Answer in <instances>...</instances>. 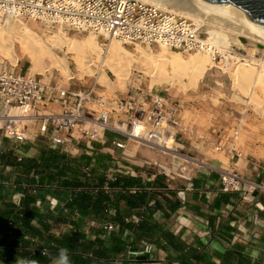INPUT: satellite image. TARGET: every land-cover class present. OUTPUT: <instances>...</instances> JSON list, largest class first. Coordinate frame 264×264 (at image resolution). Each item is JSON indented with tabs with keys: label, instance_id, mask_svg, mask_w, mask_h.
<instances>
[{
	"label": "crops",
	"instance_id": "crops-1",
	"mask_svg": "<svg viewBox=\"0 0 264 264\" xmlns=\"http://www.w3.org/2000/svg\"><path fill=\"white\" fill-rule=\"evenodd\" d=\"M178 110L180 123L173 151L155 149L145 142L129 144L126 149L117 148L112 142L114 133L105 131L103 138L94 142L95 150L91 156L82 150L75 156H69L62 150L48 146L46 152L39 139L37 143L28 141L24 144L25 158L18 162L13 153L4 151L8 140L0 130V209L8 205L14 206L15 211L36 208L40 214L45 215L47 229H42L37 218L33 219L32 225L41 229L44 236L52 234L61 237L71 230L78 229L87 238L98 236L105 239V246H110V233L106 234L99 224L105 220L101 218L106 215L100 217L91 208L87 213L80 210L82 216L76 218L67 203L70 198L83 193L90 195L95 201L101 193L106 205H116L119 210L124 211L127 203L120 194L125 192L120 187L113 186L114 181L107 178L113 163L118 162L117 178L129 177L137 180V185H141L140 188L145 190L148 199L147 218L152 227L155 224L159 226L157 236L160 241H144V245L153 244L154 250L136 256L133 260L124 261L117 257L109 262L101 261L99 264H264V191L246 195L231 193L224 191L220 182L221 171L235 169L245 179L264 184V164L260 165L261 163L248 157L253 155L245 152L234 155L227 149L219 150L216 143L210 141L218 142L214 137H210V118L204 124L201 122L203 116L198 110L192 107L180 110L179 105ZM187 111L191 113L190 117L186 116ZM37 136L40 135L34 128L30 141ZM140 143L147 144L151 149L142 148ZM51 150L64 154L71 163L74 162L71 170L58 173L53 165H48L47 168L39 166L38 170L24 167L23 162L28 160L41 163L44 156L48 158ZM180 151L191 152L197 162L192 163ZM2 155L15 159L16 164H7L1 159ZM263 159L258 158L261 162ZM151 163L154 166H151ZM86 164L93 166V177L87 179L83 173V166ZM42 177L46 184L40 187L36 194H32L33 202L25 203V196L12 185L15 184L14 179L19 178L21 181L39 185ZM66 180H77L80 185L64 187L62 183ZM190 183L193 184L192 190L188 189ZM134 187L136 186L131 188ZM54 199L58 200L55 207L52 206ZM156 202L160 203L162 209H156ZM139 209L140 207H134L131 213H136ZM48 213H51L52 217H48ZM59 213L65 216L60 218ZM55 221L62 224L58 225L56 232L52 231ZM73 221L78 222L77 226ZM161 231L173 235L177 243L176 248L168 244ZM112 232L119 233L118 230ZM2 233L8 238L6 246L16 242L14 233L10 235L6 228L0 227V235ZM129 235L131 238L136 236L133 231H130ZM36 239L33 242L28 240L31 243L29 246L48 253L47 238ZM225 253L229 254V258L225 257ZM193 254H200L202 258L196 259L192 257ZM56 259L57 257L53 256L47 264H56ZM17 263L29 264L21 255H17ZM0 264L7 263L0 260Z\"/></svg>",
	"mask_w": 264,
	"mask_h": 264
},
{
	"label": "built area",
	"instance_id": "built-area-1",
	"mask_svg": "<svg viewBox=\"0 0 264 264\" xmlns=\"http://www.w3.org/2000/svg\"><path fill=\"white\" fill-rule=\"evenodd\" d=\"M5 15L26 22L37 21L47 28L104 34L125 44L142 43L183 54L211 53L214 59L220 56L217 47L204 36L194 20L145 0H0V19ZM96 84L72 87L59 82L47 83L34 75L0 65V130L9 142L4 151L13 153L15 159L22 162L25 158L23 146L32 139L34 128L45 137L49 148L62 150L69 156L79 154L80 150L93 155L94 142L102 139L105 131L114 133L112 142L121 149L139 142L161 149L167 147L169 138L175 141L179 110L164 94L149 90L127 97L109 95L98 93ZM210 141L215 142L219 150L227 149L222 142ZM227 150L232 152L235 148L231 146ZM92 167V164L83 166L84 178L93 177ZM117 167L118 162L113 163L108 180L117 179ZM220 182L222 189L231 193L246 195L264 191L263 183L247 180L235 169L221 171ZM20 185L31 194L38 191V184L24 180ZM139 189L134 187L130 191ZM188 189H193L192 183ZM20 194L25 196V192ZM57 205L58 200H52V206ZM73 212L76 218L82 216L79 209ZM115 212L111 204H107L106 219L99 222L106 234L121 229L110 219ZM147 212L148 205H144L124 219L139 223ZM14 225L11 218L8 222L10 235ZM58 225L61 226V222L55 221L52 231L56 232ZM25 238L34 241L29 235ZM154 248L153 244L145 243L142 250H132L128 246L127 252L139 256Z\"/></svg>",
	"mask_w": 264,
	"mask_h": 264
},
{
	"label": "rangeland",
	"instance_id": "rangeland-1",
	"mask_svg": "<svg viewBox=\"0 0 264 264\" xmlns=\"http://www.w3.org/2000/svg\"><path fill=\"white\" fill-rule=\"evenodd\" d=\"M177 7L185 10V7L181 5H175L173 8ZM0 23L3 26L0 31V65L20 73L34 75L47 83L59 82L64 86L70 85L72 87H91L97 83L96 91L109 95L118 94L127 97L131 94L146 93L149 90L161 92L170 101L174 102L177 108L179 105L180 110L189 107L198 110L203 116L201 122L204 124L210 118L212 121L211 124L209 123L210 137L222 142L227 149L233 146L235 148L232 151L234 155L244 154L243 152H245L248 155L257 156V158L248 157L264 164V161L262 163L258 160V158H264V91L262 90L264 83H257L256 74H254L250 79L245 80L241 86H237L232 74L233 70L246 59L255 62L264 59V53L256 47L252 45L244 47L234 41L229 42L226 47L215 45L220 52V56L217 55L216 59L213 58V66L207 69L205 75L197 84H191L186 78L183 82L177 81L174 85H169L165 79L147 75L145 61L138 56L139 48H145L153 54L160 53L163 48L151 47L142 43L125 44L116 38L89 31L75 32L47 28L37 21L30 20L26 22L7 15L0 19ZM26 26L36 32L40 39L37 40L38 44L41 42L47 44L54 55V59L66 63L72 74L63 71L57 65H52L48 57L45 58L44 64L36 69L29 55L23 53L18 40L20 33L24 31ZM205 27H207V24L200 25L204 36L209 37L210 34ZM58 31L68 38L78 40H83L87 36H94L99 41L101 53L87 49L82 56L76 51L70 50L68 46L53 44L51 39ZM113 42L120 43L132 53L133 57L129 66L128 78L121 81L110 71L109 48ZM11 44L13 45L11 46ZM166 52L169 55L178 52L184 58H189L192 55L201 58H211L213 56L211 53L205 52L183 54L168 48ZM78 56L83 60L84 65L82 68L77 62ZM121 66L122 68L126 67L124 64ZM253 67H256L254 71L258 73L259 65L254 64ZM189 113L187 111L186 116L190 117ZM29 142L42 143L45 148L48 146L47 140L42 136H37ZM139 145L142 148L151 149L147 144L140 143ZM159 150L166 149L161 148ZM173 150H175L174 142L170 151ZM180 153L186 155L185 158L192 163L197 162L191 152L180 151ZM151 166L154 165L151 163Z\"/></svg>",
	"mask_w": 264,
	"mask_h": 264
},
{
	"label": "trees",
	"instance_id": "trees-1",
	"mask_svg": "<svg viewBox=\"0 0 264 264\" xmlns=\"http://www.w3.org/2000/svg\"><path fill=\"white\" fill-rule=\"evenodd\" d=\"M43 149L47 152V148L44 147ZM1 159L6 161L7 164H16V160L11 157L2 155ZM23 165L27 169L35 168L36 170H38L39 166L47 168L48 165H53L56 166L58 173H62L63 171L71 170L74 162L71 163V161L68 160L64 154L56 150H51L48 158H45L44 156L41 163H38L35 160H28L23 162ZM77 166L78 165H76V167ZM43 178L44 177H42L39 181V185L42 186L38 185V189H41L40 187H44L43 185L46 184ZM14 180L15 184L18 185L17 188L19 191L25 192L24 202H33L34 198L31 191L29 189L22 188L20 185L21 179L16 178ZM62 185H64V187L77 186L80 185V182L77 180H66L62 183ZM112 185L120 187L122 190H126L124 194L122 193L120 195L121 197H124L127 203V207L124 211L119 210L116 205H112V208H114L116 212L110 219L115 224L121 226V229L118 230L119 233H110L112 245L105 246V239L98 236H95L94 238H87L85 234L78 229H75L74 231L71 230L61 237H55L52 234L44 236L45 234L41 229L32 225L33 219L37 218L38 222L42 226V229L46 230L47 225L44 214H40L36 208H23L15 211L14 206L8 205L7 207L0 209V227L8 230V222L12 218L15 221L12 231L17 237V240L11 246H6L8 242L7 236L3 233L0 235V260L5 261L7 264H18L17 255H21L27 259L29 264H47L53 256L58 257L60 249H66L68 251L70 263L72 264H99L101 261L109 262L117 257L124 259V261L126 259L133 260L136 258V256L127 252L128 246H130L132 250H142L144 246L140 245H144L142 244L144 241L154 243L159 242L160 239L159 236H157V233L160 231L158 229L159 226L155 224V226L152 227L147 218L148 212L145 214L144 219L139 223L126 222L124 219L126 216H131L133 214L131 213V210L134 207H141L147 204V194L143 187L140 188L141 185H137V180L129 177H121L119 179L117 178ZM132 186L139 187L140 189L136 192H131L130 189ZM92 200L93 198L86 193H83L82 195L77 194L75 198L67 203V205L71 212L75 209H79L84 211V213H87L91 208H93V211H95L100 217L103 215L105 216V209L107 205L104 195L100 193V196L97 197L95 201ZM155 207L156 209H162L160 203L158 202L155 203ZM59 215L60 218L65 216L61 213H59ZM47 216L52 217V214L48 213ZM101 219H106V216ZM73 222L77 226L78 222ZM130 231L135 233L136 236L134 238L130 237ZM125 234L126 236H124ZM26 235L32 236L33 239L38 237L39 240H43L46 237L49 242V252L43 253L41 250L31 248L29 246L31 243L25 238ZM161 235L168 240V244L175 248L177 247V243L175 242L172 234L161 231ZM15 243L18 244L15 245ZM96 246H99V248H95ZM192 257L196 259L202 258L200 254H193ZM225 257L229 258V254L225 253ZM181 259L184 260L185 258Z\"/></svg>",
	"mask_w": 264,
	"mask_h": 264
},
{
	"label": "bare ground",
	"instance_id": "bare-ground-1",
	"mask_svg": "<svg viewBox=\"0 0 264 264\" xmlns=\"http://www.w3.org/2000/svg\"><path fill=\"white\" fill-rule=\"evenodd\" d=\"M156 3L164 9H170L179 12L180 14L194 20L199 25L207 24L205 29H208L210 34L209 40L214 45H220L226 47L229 42L234 41L242 46L252 45L256 49L261 50L264 53V28L246 20L242 13L243 9L237 7L234 4H229L226 8H211L197 0H145ZM176 2V4H175ZM175 5H181L185 7V10H181L179 7L173 8ZM3 26L0 23V31ZM242 39H245L242 40ZM22 51L28 54L33 61L36 69L40 68L45 62V58L48 57L52 65H57L61 69L69 74H72L66 63L58 62L54 59V55L50 47L46 44H38L37 40H40L33 29L26 26L24 31L20 33L18 37ZM53 44L59 46H68L70 50L76 51L79 55H84L87 49H91L100 52V45L97 38L94 36H87L83 40L74 38H68L58 31L51 39ZM13 44H11L12 46ZM261 45V46H260ZM110 71L116 76L118 80L128 78L130 72V64L133 60L132 53H130L120 43L113 42L110 44ZM167 48H163L160 53L153 54L145 48L138 49L139 58H143L145 61V72L149 76H158L169 85H174L175 82H183L188 78L191 84H197L198 81L205 75L207 69L213 66V56L211 58H201L192 55L189 58L182 57L178 52L167 54ZM241 59V58H240ZM243 60V59H242ZM58 62V63H57ZM79 66L82 68L84 65L82 58H77ZM125 65L122 68L121 65ZM228 64V63H227ZM254 64H258V73L254 71L256 67ZM234 81L237 86H241L245 80L250 79L256 74L257 83H264V59L258 60V62L244 60L242 63L233 70ZM256 81V80H255ZM264 91V84L262 85ZM165 147L167 150L173 148V139L169 138Z\"/></svg>",
	"mask_w": 264,
	"mask_h": 264
},
{
	"label": "water",
	"instance_id": "water-1",
	"mask_svg": "<svg viewBox=\"0 0 264 264\" xmlns=\"http://www.w3.org/2000/svg\"><path fill=\"white\" fill-rule=\"evenodd\" d=\"M211 8H226L230 3L243 9V17L264 28V0H197ZM245 41V39H242ZM261 46V45H260Z\"/></svg>",
	"mask_w": 264,
	"mask_h": 264
},
{
	"label": "clouds",
	"instance_id": "clouds-1",
	"mask_svg": "<svg viewBox=\"0 0 264 264\" xmlns=\"http://www.w3.org/2000/svg\"><path fill=\"white\" fill-rule=\"evenodd\" d=\"M56 264H70V258L66 249H60Z\"/></svg>",
	"mask_w": 264,
	"mask_h": 264
}]
</instances>
